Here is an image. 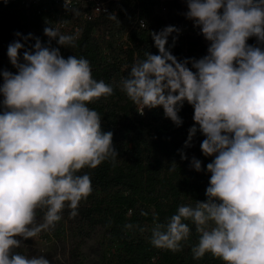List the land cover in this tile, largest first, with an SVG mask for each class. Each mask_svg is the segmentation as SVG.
<instances>
[{"label":"clouds","instance_id":"9594fccd","mask_svg":"<svg viewBox=\"0 0 264 264\" xmlns=\"http://www.w3.org/2000/svg\"><path fill=\"white\" fill-rule=\"evenodd\" d=\"M64 6L70 11L66 0ZM187 8L186 18L209 42L207 54L178 60L166 45L179 29L166 26L151 32L158 54L145 52L119 83L141 115L162 107L176 126L185 102L191 105L195 123L185 147L199 131L202 153L214 157L206 166V200L181 204L166 222H155L150 242L182 251L191 221L199 233L195 259L211 253L225 264H264V0H187ZM15 35L24 43H10L7 55L17 72H0V264H50L16 250L22 239L54 228L65 208L78 215L93 191L81 169L115 162L113 133L102 130L100 114L88 106L114 88L93 78L87 59L65 58L51 46L55 40L76 47L77 35L52 25L44 28L47 45L31 33ZM253 37L255 46L248 43ZM191 166L202 170L195 157Z\"/></svg>","mask_w":264,"mask_h":264},{"label":"trees","instance_id":"16d2710c","mask_svg":"<svg viewBox=\"0 0 264 264\" xmlns=\"http://www.w3.org/2000/svg\"><path fill=\"white\" fill-rule=\"evenodd\" d=\"M19 3L20 0H8L7 3L0 0V72L8 70L16 73L17 69L9 65L7 49L13 41H24L15 33L19 32L21 36L31 33L43 44H48L46 37L40 33L41 20L25 15L18 8ZM151 8L150 2L121 0L119 5H113L116 14L87 22L77 38L76 47L68 48L72 50L70 55L89 61L94 79L103 80L114 88L113 95L101 97L88 106L100 114L102 130L113 133V146L118 157L114 163L105 161L95 169L85 167L80 170L79 174L90 176L93 191L80 202L77 216L71 217V210L68 208L62 214L68 215L71 222L78 227L100 226L107 230L123 247L129 264H225L211 253H206L200 259L193 257L191 248L198 244L199 233L191 221H186L190 226V236L184 242L182 251L176 253L154 247L146 241L141 231L148 225L153 227L155 222H166L176 214L181 204L195 205L196 201H205L210 178L206 166L214 158L206 157L202 153L200 144L205 137L199 131L191 141V146L185 147L188 130L195 123L194 109L187 102L178 113L183 123L176 126L165 117L162 107L146 108L144 115L139 114L138 106L119 87V77H126L131 65L144 59L145 52L158 54L151 32L173 26L172 20L153 19L154 24L149 29L132 32L130 47L117 51L114 59L103 58L106 56L104 51L116 46L112 34L114 30L107 27L112 25L116 29L118 21L131 18L138 12L141 17L150 18ZM114 16L117 19H113ZM100 29L110 31V39H106V35L101 38L95 36ZM34 31H39L40 34L35 35ZM173 37L174 33L168 37L166 47L178 60L197 59V55L202 52L199 47L202 43L193 40L189 42V54L186 55L174 45ZM34 43V39L29 40L26 47ZM248 43L255 46L256 38H250ZM51 46L58 47L54 44ZM22 54L23 49L21 58ZM123 65L125 70L122 75ZM0 81L3 82L2 76ZM181 153L187 158L182 159ZM193 157L201 161L202 170L199 172L191 166ZM140 202L147 206L140 208ZM142 212L147 215H142ZM128 224L132 227L126 228L125 225ZM154 249L159 252L158 261L155 263L151 256Z\"/></svg>","mask_w":264,"mask_h":264},{"label":"built area","instance_id":"2783aa9c","mask_svg":"<svg viewBox=\"0 0 264 264\" xmlns=\"http://www.w3.org/2000/svg\"><path fill=\"white\" fill-rule=\"evenodd\" d=\"M134 1L137 3L141 1L150 2L152 14L150 18H144L138 12L131 18H124L118 21L117 27L112 34H114L116 42L121 41L123 43V46L119 44V48H124L125 50L130 47V35L133 31L147 30L154 24L153 19L160 18L168 21L172 20V25L179 29V33L174 32L175 40L173 39V43L186 55L189 54V42L193 40L202 43L199 45L202 52L197 55V59L207 54L209 42L201 34L200 28L194 26V22L185 16L188 10L187 0ZM120 2L121 0H66L70 8V11H68L64 6L65 0H20L18 8L25 15L34 16L41 20L42 35H44V28L52 25L63 34L77 35L78 38L87 22L116 14L117 12L113 10V5H119ZM141 22H143L145 27H141ZM104 35H106V39H110V31H105ZM45 37L48 41L49 38ZM51 43H56V41L52 40ZM121 59L124 58L121 57ZM145 111L146 108L144 114Z\"/></svg>","mask_w":264,"mask_h":264},{"label":"rangeland","instance_id":"374dc122","mask_svg":"<svg viewBox=\"0 0 264 264\" xmlns=\"http://www.w3.org/2000/svg\"><path fill=\"white\" fill-rule=\"evenodd\" d=\"M107 28L115 30L112 25ZM104 29H100L95 36L100 38L102 35L104 36ZM40 33L34 31L35 35ZM113 41L116 46L113 45L108 51H104L103 54L106 55L103 57L104 60L114 59L117 56V51L124 50V48H119V44H123L121 41L116 42L115 39ZM51 44L59 47L57 43ZM103 45V47L106 46L105 43ZM60 51L65 58L70 56L72 52L68 48H60ZM9 65L13 66L10 60ZM122 69L121 74L123 75L125 65L122 66ZM122 77H119V82ZM2 83L0 81V85ZM2 99L3 97L0 96V100ZM141 206L146 207L147 205L140 202L139 207L141 208ZM37 223H43V212L38 211ZM152 228L148 225L142 231L146 241L150 242L151 240ZM16 251L29 257L42 255L50 261V264H129L128 257L123 252V247L107 230L100 226L90 227L84 225V227H78L76 223L71 222L70 217L66 214H62V219L56 223L54 228L42 230L34 238L22 239V245ZM151 256L154 258V263L157 262L158 250L154 249Z\"/></svg>","mask_w":264,"mask_h":264}]
</instances>
